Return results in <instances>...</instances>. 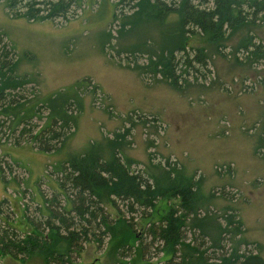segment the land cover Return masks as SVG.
<instances>
[{
  "label": "rangeland",
  "instance_id": "374dc122",
  "mask_svg": "<svg viewBox=\"0 0 264 264\" xmlns=\"http://www.w3.org/2000/svg\"><path fill=\"white\" fill-rule=\"evenodd\" d=\"M34 1L31 7L29 0L0 1V49L18 77L30 82L23 97H45L79 79L85 106L71 142L53 155L0 139V200L10 198L27 222L39 221L44 228L37 203L41 192L50 196L57 178L50 168L70 154L97 150L109 158L116 148L135 160V170L161 181L179 174L183 184H191L198 208L187 215L185 243L202 242L207 257L237 247L264 259V4L152 0L172 13L170 25L189 38L184 49L173 50L166 73L151 68L142 51L144 44L164 43L158 31L120 27L137 0H93V7L88 0ZM183 3L179 16L173 14ZM202 12L221 26L220 34L197 22ZM4 133L7 128L0 130ZM179 200L166 195L136 212L116 201L132 234L106 202L115 220L112 236L84 243L78 255L73 253V264H178V253L171 259L150 230ZM230 216L240 232L229 225ZM218 226L224 230L221 249L214 246ZM122 244L125 255L116 252ZM0 264L44 262L39 254L25 260L5 255Z\"/></svg>",
  "mask_w": 264,
  "mask_h": 264
},
{
  "label": "trees",
  "instance_id": "16d2710c",
  "mask_svg": "<svg viewBox=\"0 0 264 264\" xmlns=\"http://www.w3.org/2000/svg\"><path fill=\"white\" fill-rule=\"evenodd\" d=\"M92 1L88 0V3L93 7L95 1ZM250 1L264 4L262 0ZM33 2L29 0V7ZM99 2L97 0V4ZM224 2L227 3V0ZM183 5L173 14L179 16ZM134 9L131 14L120 19L121 29L150 31L155 28L164 43L144 44L142 51L147 53L151 68L157 70L160 67L167 73L171 67L173 50L177 47L184 49L189 38L183 32L184 29L170 25L171 21L167 17L172 13L164 12V8L156 2L137 0ZM198 15L197 22L204 29L213 35L221 33V26L211 23V19L205 17L207 14L202 12ZM9 62L3 47L0 49V130L7 128L9 133L0 134V139L5 138L18 146L30 144L34 149L50 155L58 153L65 143L71 142L79 126L85 106V84L77 79L48 96L37 100H30L32 97L25 99L22 90L30 82L25 77H18ZM134 162L116 148H113L109 158H104L97 150H84L59 159L50 168V174L57 176L51 187L52 195L41 192V201L37 203L40 207L37 216L44 221V228L39 221L27 222L28 219L19 214V208L11 205L10 198L2 197L0 256L25 260L30 255L39 254L44 264H73V253L78 255L84 243L91 239L98 240L99 236H112L115 220L112 222L109 218L106 202L117 208L116 201H121L130 212H136L137 209L146 211L154 206L159 197L173 195L179 197V205L170 207L161 216L158 226L150 230L162 241V248L170 250L171 259L178 253V264H264V259L258 253H243L237 247H233L228 254L207 257V250H200L202 242L198 245L185 243L182 230L186 226L187 215L194 214L198 208L196 192L192 190L191 184H183L179 174H167L165 181H161L146 171L135 170L132 167ZM2 181L6 183L3 171ZM116 211L127 231L134 233L129 219L118 208ZM229 225L233 226L235 233L240 232L241 225L234 221V216H230ZM217 229L214 246L221 249L220 240L224 230L221 226ZM236 245L239 246L238 241ZM126 247L124 244L119 245L116 252L125 255ZM213 257H218L217 261L209 262Z\"/></svg>",
  "mask_w": 264,
  "mask_h": 264
}]
</instances>
